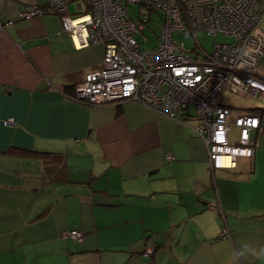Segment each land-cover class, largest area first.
Returning a JSON list of instances; mask_svg holds the SVG:
<instances>
[{
    "label": "crops",
    "instance_id": "obj_1",
    "mask_svg": "<svg viewBox=\"0 0 264 264\" xmlns=\"http://www.w3.org/2000/svg\"><path fill=\"white\" fill-rule=\"evenodd\" d=\"M46 1L0 0V264H264V95L224 93L229 121L260 128L251 157L213 169L193 117L68 97L104 49L75 48L58 15L17 17Z\"/></svg>",
    "mask_w": 264,
    "mask_h": 264
},
{
    "label": "built area",
    "instance_id": "obj_2",
    "mask_svg": "<svg viewBox=\"0 0 264 264\" xmlns=\"http://www.w3.org/2000/svg\"><path fill=\"white\" fill-rule=\"evenodd\" d=\"M71 2H80L83 11L71 14ZM133 5L143 10L131 14ZM43 14L60 17L75 48L104 49L101 65L85 72L69 98L91 105L133 100L180 122L193 117L213 169L234 168L239 157L253 155L250 132L260 128L259 117L246 113L229 121L230 108L221 97L225 92L264 95V80L257 75L264 58V0H47L25 5L17 17ZM154 14L160 24L157 40L141 47L135 35L150 28ZM173 31L185 37L204 31L231 40L215 41L207 52L197 42L184 47ZM4 124L13 125V118ZM231 130L238 132L235 142ZM219 236H228L226 227ZM61 237L80 241L83 235L70 229L61 231ZM151 252L147 247L145 253Z\"/></svg>",
    "mask_w": 264,
    "mask_h": 264
},
{
    "label": "rangeland",
    "instance_id": "obj_3",
    "mask_svg": "<svg viewBox=\"0 0 264 264\" xmlns=\"http://www.w3.org/2000/svg\"><path fill=\"white\" fill-rule=\"evenodd\" d=\"M69 9L71 10L72 13H75L77 11L75 4L74 5L70 4ZM129 10H130L131 14L136 15V14H138L139 11L143 10V8L141 6H138V5H133V6H129ZM152 19H153V21L150 22V24H149L150 28H146L143 33H139V34L135 35V37H136V39L139 42L141 47H146V48L151 47L155 44V42L157 40V35L160 32V24L157 22L158 19H157L156 14H154L152 16ZM155 20H156V22H155ZM173 38L175 41H178V42L182 41L184 47H186V48L193 47L195 45V42H197L207 52H210L212 50L213 43L215 41L227 42V41L231 40L230 38H228L226 36H223L220 34H218L216 36H212L210 34H207L204 31H197L195 34V37H193V36L185 37L182 32L173 31ZM257 75L259 78L264 80V58H262L261 64L258 67ZM226 97H227V95L224 94V96L221 97V101H225L227 99ZM247 98H253V97H245V96H241L240 94H235V95L231 96L229 104L234 105L235 103L240 102L241 100H245ZM190 109H192V108L190 107Z\"/></svg>",
    "mask_w": 264,
    "mask_h": 264
},
{
    "label": "trees",
    "instance_id": "obj_4",
    "mask_svg": "<svg viewBox=\"0 0 264 264\" xmlns=\"http://www.w3.org/2000/svg\"><path fill=\"white\" fill-rule=\"evenodd\" d=\"M74 92V91H73ZM73 95V93H71V94H68V96L70 97V96H72Z\"/></svg>",
    "mask_w": 264,
    "mask_h": 264
}]
</instances>
